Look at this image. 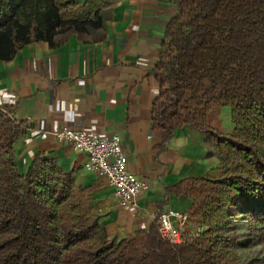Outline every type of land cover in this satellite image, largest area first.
<instances>
[{
    "label": "trees",
    "instance_id": "1",
    "mask_svg": "<svg viewBox=\"0 0 264 264\" xmlns=\"http://www.w3.org/2000/svg\"><path fill=\"white\" fill-rule=\"evenodd\" d=\"M152 71L159 85L151 130L165 148L190 126L208 136L220 176L190 177L170 192L192 201L187 232L171 245L147 230L108 235L90 204L55 160L36 155L22 174L15 142L27 127L0 109V264H242L230 234L245 223L264 245V0H174ZM108 0H0V61L27 44L59 47L75 34L104 38ZM227 109L232 132L221 131Z\"/></svg>",
    "mask_w": 264,
    "mask_h": 264
},
{
    "label": "crops",
    "instance_id": "2",
    "mask_svg": "<svg viewBox=\"0 0 264 264\" xmlns=\"http://www.w3.org/2000/svg\"><path fill=\"white\" fill-rule=\"evenodd\" d=\"M108 2L112 18L102 40L86 42L72 34L57 48L30 43L0 61V109L10 108L27 127L13 147L19 172L24 174L36 155L55 160L77 186L90 189V204L105 232L122 238L147 230L158 212L187 213L192 201L169 190L179 181L221 173L206 134L184 126L162 148V137L151 130V103L159 92L152 71L166 26L177 14L174 0ZM219 121L223 133L232 132L227 109ZM64 128L119 136L128 171L148 190L133 205L120 206L108 181L84 170L85 154L66 141L40 137Z\"/></svg>",
    "mask_w": 264,
    "mask_h": 264
},
{
    "label": "built area",
    "instance_id": "3",
    "mask_svg": "<svg viewBox=\"0 0 264 264\" xmlns=\"http://www.w3.org/2000/svg\"><path fill=\"white\" fill-rule=\"evenodd\" d=\"M49 135L58 141L68 142L74 151L85 154L84 170L105 178L120 206L133 205L136 197L148 190L145 181L128 171L119 136H98L87 130L64 128L53 133H42L40 137L46 139ZM154 221L163 241L171 245L182 242L187 232V213L173 210L158 212L154 215Z\"/></svg>",
    "mask_w": 264,
    "mask_h": 264
},
{
    "label": "rangeland",
    "instance_id": "4",
    "mask_svg": "<svg viewBox=\"0 0 264 264\" xmlns=\"http://www.w3.org/2000/svg\"><path fill=\"white\" fill-rule=\"evenodd\" d=\"M226 117V114H223ZM236 230L230 234L234 240L232 252L242 264H264V245L251 241L245 223L236 224Z\"/></svg>",
    "mask_w": 264,
    "mask_h": 264
}]
</instances>
